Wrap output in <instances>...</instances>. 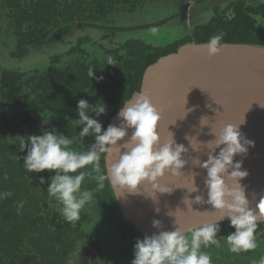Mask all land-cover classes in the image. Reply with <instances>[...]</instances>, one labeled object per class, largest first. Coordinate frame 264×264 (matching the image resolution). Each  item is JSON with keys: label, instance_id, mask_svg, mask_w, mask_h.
Masks as SVG:
<instances>
[{"label": "clouds", "instance_id": "1", "mask_svg": "<svg viewBox=\"0 0 264 264\" xmlns=\"http://www.w3.org/2000/svg\"><path fill=\"white\" fill-rule=\"evenodd\" d=\"M148 31L155 35L158 29L152 27ZM224 36L225 33L220 31L202 45L209 58L221 52ZM116 63L112 56L106 58L107 65ZM88 76L90 79H103L94 77L92 67L88 69ZM76 111L79 117L76 121L79 126H83L78 135L69 138L53 129L39 136L19 139V151L23 152L27 148V155L23 157V168L27 172H55L50 178L47 193L50 199H55L62 206L60 211L66 221L79 220L81 210L93 201L95 194L103 190L106 183L116 198L125 193L140 194L142 190V194L153 201L157 200L158 193L171 194L174 188H183L188 193L183 200L188 211H193V204L210 205L214 209V222H203L199 226L185 228L179 219V209L175 213L168 212L167 215L175 216L174 230H163L161 221L154 220L153 227L158 232L136 241L135 258L131 264H212V257L204 249L222 247L221 238L226 241L228 250L235 254L258 247L256 231L258 224L264 222V196L260 197L255 209L251 207L246 188L241 184L248 172L243 170L242 161L234 163V157L246 154L248 147L253 144L240 131L239 125L244 120L240 123L224 124L218 131L211 128L215 139L206 145L198 143L195 138L185 137L193 150L199 151L202 145L210 150L205 162L193 160L195 166L207 171L204 180L207 199L203 194H197L194 199H190L191 194L200 193V189L195 184L196 173L185 176L182 172L188 163L183 158L188 149L183 144L176 143L171 132L161 142L157 131L161 115L153 105L149 93H135L124 101L117 114L122 122L119 126L110 124L103 131L98 118L106 112L104 104L97 103L95 107H90L87 100L81 99L77 103ZM91 112L97 118H91ZM185 115L184 111L183 117L179 119H183ZM175 123L176 121L172 124ZM200 123L205 126L209 124V120L202 118ZM129 129H133L130 137ZM86 137H94L95 142L85 150L83 141ZM120 141L125 142L120 144ZM74 143H79L82 150H75ZM217 148H220L218 155H213ZM16 159L20 158L16 156ZM102 159L105 161L103 169ZM166 176H185L186 179L181 185L169 187L162 183ZM86 179L94 180L95 188H82ZM40 183H45L43 177ZM12 195L11 191H2L0 200ZM24 204L25 201L17 203L18 214ZM225 218L235 231L227 237L218 238L220 222ZM254 264H264V257Z\"/></svg>", "mask_w": 264, "mask_h": 264}, {"label": "trees", "instance_id": "2", "mask_svg": "<svg viewBox=\"0 0 264 264\" xmlns=\"http://www.w3.org/2000/svg\"><path fill=\"white\" fill-rule=\"evenodd\" d=\"M231 9L232 16L225 15L226 9L216 11L209 24L194 29L192 39L186 38L177 44L156 47L139 41L129 42L127 56L116 64V70L114 67L107 69L105 62L83 65L80 75L65 72L45 78L23 96L18 85L20 76L10 72L0 74V192L13 193L12 197L0 200V264H74L77 252L86 246L97 252L100 263H104L102 251L105 250L112 256L110 260L106 259L105 264H122L128 259L131 264L135 258V243L143 238L121 215L111 187L106 183L105 188L95 194L93 201L81 210L79 220L66 221L60 211L62 206L55 199H50L47 193L50 178L55 172H27L23 168L27 148L19 151V139L39 136L53 129L69 138L78 135L80 126L76 121L79 119L76 109L81 99L87 100L90 107H95L97 103L106 106L102 131L106 130L124 101L140 90L145 69L159 58L174 53L179 45L189 40L206 43L211 36L223 31V43L264 47V36L256 32V17L264 18V6L251 8L240 2ZM89 67L94 68V77L103 79H90ZM31 107L42 115L41 122L32 128V135L23 125L21 117ZM89 115L92 116L93 112ZM75 144L73 148L79 151ZM16 156L20 159L17 160ZM101 167L104 168L103 159ZM42 177L44 184L40 183ZM95 186L94 180L86 179L82 188L92 189ZM19 201H25V204L18 214ZM95 223L111 232L87 229V226H96ZM220 228L218 238L227 237L235 231L229 222L220 223ZM106 237L116 239L121 246L116 248L114 244L107 247L109 240H105ZM256 238L258 247L250 250L246 254L247 259H243L247 264H254L264 257V224H258ZM225 243L221 238L222 247L204 249L212 257V264H243L236 258L232 262L223 258L224 250L220 249ZM230 258L233 257L229 255L226 259Z\"/></svg>", "mask_w": 264, "mask_h": 264}, {"label": "water", "instance_id": "3", "mask_svg": "<svg viewBox=\"0 0 264 264\" xmlns=\"http://www.w3.org/2000/svg\"><path fill=\"white\" fill-rule=\"evenodd\" d=\"M204 44L188 43L176 53L159 58L144 71L137 93H149L161 115L157 128L161 142L171 132L176 143L188 149L183 156L188 163L182 172L185 176L196 173L195 184L200 189V193L191 194L190 199L197 194H203L207 199L204 186L207 171L195 166L193 160L199 159L203 163L208 159L210 150L205 145L215 139L211 128L218 131L224 124L244 120L239 125L240 131L253 144L246 154L235 156L234 163L242 161L243 170L248 172L241 184L245 186L247 198L255 209L260 197L264 196V47L224 43L221 52L209 58L207 50L202 47ZM184 111L185 117L179 119ZM117 114L110 119L109 125L119 126L122 122ZM202 118H208L209 124L202 126ZM174 121L176 123L172 124ZM39 122L40 115L34 110L26 112L22 120L30 135L32 126ZM132 131L128 130L129 137ZM185 137L195 138L205 145L195 151ZM219 151L220 148H217L213 155H218ZM185 176H166L162 183L176 187L184 182ZM112 193L121 215L142 238L158 232L153 227L154 220L161 221L163 230H174L175 216L167 213H175L177 209L185 228L215 220L214 209L210 205L193 204V211H188L183 203L188 193L183 188H174L171 194L158 193L156 201L142 194V190L140 194L125 193L118 198L113 190ZM224 222L229 220L225 218L220 223ZM91 255L88 248L82 249L77 254L78 264H89Z\"/></svg>", "mask_w": 264, "mask_h": 264}, {"label": "flooded vegetation", "instance_id": "4", "mask_svg": "<svg viewBox=\"0 0 264 264\" xmlns=\"http://www.w3.org/2000/svg\"><path fill=\"white\" fill-rule=\"evenodd\" d=\"M240 2L251 8L264 6V0H0V74L10 72L20 76L18 85L23 96L45 78L65 72L80 75L83 65L105 62L107 69L116 70V64L127 56L129 42L149 44L136 39V34H143L152 27L171 26L176 32L159 36L149 45L177 44L186 38L192 39L194 29L209 24L216 11L226 9L225 15L232 16L231 8ZM168 7L172 8V14L165 16ZM184 21L188 27L186 33L180 25ZM92 32L103 34L105 46L91 42L89 34ZM188 43L195 42L189 40L179 45L174 53ZM108 56L117 63L107 65ZM33 110L37 111L32 107L26 109L22 120L26 112ZM37 113L41 122L42 115ZM85 248L92 254L89 264H105L103 259L104 263H100L97 252L87 246L82 249ZM220 250L233 257L230 262L238 257L247 264L243 261L247 256L231 253L227 243ZM77 254L74 264L79 263Z\"/></svg>", "mask_w": 264, "mask_h": 264}, {"label": "rangeland", "instance_id": "5", "mask_svg": "<svg viewBox=\"0 0 264 264\" xmlns=\"http://www.w3.org/2000/svg\"><path fill=\"white\" fill-rule=\"evenodd\" d=\"M162 7H160V9H161ZM208 11L210 10V8H208L207 9ZM172 14V8L171 7H168V11H167V13H165V16L167 15V16H170ZM162 18H164V16L162 15L161 16ZM183 17V16H182ZM134 18H131V20H133ZM256 20H257V24H256V32L259 34V35H261V36H264V18H261V17H259V18H256ZM171 23H173V22H171ZM180 25H181V27H182V29L184 30V32L186 33V32H188V27H186V24H185V21L184 22H182V23H180ZM189 26V25H188ZM171 26H165V27H162V28H160V29H158V32H157V34H155V35H152V34H150L149 33V31H145V32H143V34H136V39H139V40H143V41H145V42H148L149 44H153L154 43V40H156V38H158L159 36H165L166 34H168V33H174V32H176V30L175 29H173V28H170ZM190 27H191V25H190ZM90 35V40H91V42L93 41L94 43H97L98 45H102V46H105V43H103V41H102V33H99V32H92V33H90L89 34ZM84 36V35H83ZM152 42V43H151ZM107 114V113H106ZM91 118H97L96 117V114L93 112V115L92 116H90ZM99 122L101 123V124H103V122H104V120H105V114H103V115H101L99 118ZM82 127L83 126H80L79 128V132L82 130ZM95 142V138L94 137H86V138H84V141H83V147H84V149L86 150L88 147H90L93 143ZM75 148L76 149H78V150H82V147H81V145L79 144V143H76L75 144ZM96 224V226H94V224L93 225H91V226H87V229L89 230V228H93V230L94 231H97V232H111L110 230H103L104 228L103 227H101V226H99L98 225V223H95ZM113 237H115V235H112ZM102 238V237H101ZM116 238V237H115ZM105 240H109V237H106L105 238ZM99 243V242H98ZM107 243H108V246L107 247H110V245L111 246H114V244H116V248L118 247V246H121V243L120 242H117V240L116 239H112L111 238V240H109V241H107ZM111 249V248H110ZM103 252H104V255H105V253H106V255H105V258L103 259V260H106L107 258H109V260H110V257H112V256H110V254L108 253V251L106 252L105 250H103ZM247 254V252H245V253H241L240 255L241 256H245ZM223 256L225 257V258H227L228 256H229V254L226 252V251H223ZM129 260V259H128ZM128 260H127V262H123L122 264H129L128 263ZM133 260V259H132ZM132 260H131V262H132ZM225 260H229V259H225ZM237 260L238 261H240V262H242L241 261V259L240 258H238L237 257Z\"/></svg>", "mask_w": 264, "mask_h": 264}]
</instances>
